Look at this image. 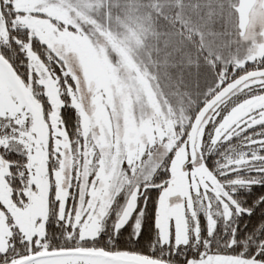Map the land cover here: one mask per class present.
<instances>
[{
  "label": "snow or ice",
  "instance_id": "1",
  "mask_svg": "<svg viewBox=\"0 0 264 264\" xmlns=\"http://www.w3.org/2000/svg\"><path fill=\"white\" fill-rule=\"evenodd\" d=\"M0 264H264V0H0Z\"/></svg>",
  "mask_w": 264,
  "mask_h": 264
}]
</instances>
